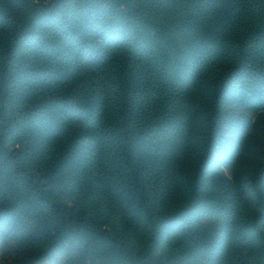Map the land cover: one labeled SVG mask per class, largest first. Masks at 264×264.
<instances>
[{"label": "trees", "instance_id": "obj_1", "mask_svg": "<svg viewBox=\"0 0 264 264\" xmlns=\"http://www.w3.org/2000/svg\"><path fill=\"white\" fill-rule=\"evenodd\" d=\"M0 264H264V0H0Z\"/></svg>", "mask_w": 264, "mask_h": 264}]
</instances>
